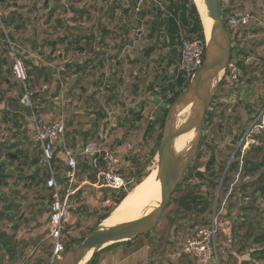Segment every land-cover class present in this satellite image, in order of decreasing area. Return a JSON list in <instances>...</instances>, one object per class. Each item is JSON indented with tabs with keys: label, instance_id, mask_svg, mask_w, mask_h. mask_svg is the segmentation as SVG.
<instances>
[{
	"label": "rangeland",
	"instance_id": "rangeland-1",
	"mask_svg": "<svg viewBox=\"0 0 264 264\" xmlns=\"http://www.w3.org/2000/svg\"><path fill=\"white\" fill-rule=\"evenodd\" d=\"M225 5H233V10L248 9L260 13L264 0H224V8ZM198 8L200 10V4ZM4 27L5 29L0 25V55L9 57L10 40L21 47L18 55L23 59L22 39L15 38L10 29L6 25ZM183 36V39L188 38L186 31ZM232 46L245 53L238 58L246 68L244 79L238 86L226 83L216 88L209 109L215 113V118L211 123L204 124L203 139L197 155L172 196L159 225L148 234L138 237L131 245L122 244L99 252L95 264H197L183 250L188 241L202 238L204 235L201 233L204 231H212L214 235L210 264H264L250 260L248 249L243 250L247 225L250 221L256 225L263 223L264 202L259 195H252L254 178L244 177L241 169L246 159L256 161L253 157L256 147H264V30L242 31L238 41H234ZM163 75L158 71L152 87L149 89L146 86L141 93L150 92L146 98L148 100H144L146 107L150 109L148 114L138 119L141 120L138 129L140 133L127 143L131 148L122 156L121 171L126 177L130 176L135 161L146 160L156 146L161 130L157 127L149 136H145V131L169 107L167 98L162 97L161 91H154V84L161 83ZM11 76L12 71L10 78ZM3 89L8 91V95L0 102V173L2 169L8 170L11 176L4 184L0 183V212L16 215L12 221H0V229L9 235H15L22 247H18L19 255L14 260L0 251V256L3 257L0 264H52V256L49 255L54 245L50 237V199L43 183L47 169L40 145L35 139L33 116L25 110L27 106L22 103L25 89L21 84L12 81V86L7 87L5 84ZM27 89L31 93L29 83ZM150 96L162 100L160 105L152 102ZM18 100H21L20 104H17ZM17 105L20 107L18 112L22 123V127L18 129L12 122L3 123V112L11 108L17 109ZM191 111L192 105L179 111L178 128L188 120ZM150 117H155V120L151 121ZM65 126L67 130L70 125L65 122ZM193 138L194 135L186 149ZM81 142L82 140L77 141L75 145ZM12 144H17V149L10 150ZM17 150L23 154H18ZM237 162L239 169H233ZM158 163L159 149L156 157L147 163V174L154 170L158 173ZM198 172L204 176H197ZM32 175H37L42 180L40 185H37V179L36 182L27 180ZM87 176L89 178V174ZM112 194L107 188L86 186L73 197L65 245L87 237L102 224L100 217L108 209L115 208L111 200ZM184 194L201 197L203 205L207 203L206 212L199 214L197 210L183 211L178 200ZM8 207H11L10 210ZM41 211L44 213L41 214ZM241 224H245L244 228H241ZM91 259L90 256L86 261ZM58 261L53 264H58Z\"/></svg>",
	"mask_w": 264,
	"mask_h": 264
},
{
	"label": "crops",
	"instance_id": "crops-1",
	"mask_svg": "<svg viewBox=\"0 0 264 264\" xmlns=\"http://www.w3.org/2000/svg\"><path fill=\"white\" fill-rule=\"evenodd\" d=\"M173 1L147 5L140 14L135 13L133 0L0 1L3 23L23 41L34 95L33 121L35 117L70 125L56 145L59 178L64 179L66 150L79 149L88 140H106L122 158L130 148L127 143L138 137V119L150 109L145 104L150 92L143 95V89L152 87L158 71L171 76L179 60V45L162 47L169 43L170 33L161 23L171 16ZM184 32L182 28L181 39ZM174 48L177 58L171 55ZM1 59L6 62L0 71L10 87L15 81L10 78L11 63L7 55ZM170 59L175 62L169 68ZM154 86L157 92L159 85ZM150 100L158 105L162 101L155 96ZM79 166L81 175L93 173L87 164Z\"/></svg>",
	"mask_w": 264,
	"mask_h": 264
},
{
	"label": "built area",
	"instance_id": "built-area-1",
	"mask_svg": "<svg viewBox=\"0 0 264 264\" xmlns=\"http://www.w3.org/2000/svg\"><path fill=\"white\" fill-rule=\"evenodd\" d=\"M133 1L134 11L137 14H140L147 5L161 3V0ZM224 21L233 37H239L242 31L246 30H264V6L260 13L248 9H232L224 13ZM0 25L5 29L1 13ZM8 45L10 47L9 60L12 76L25 89L22 103L32 109V93H29L27 89L28 69L24 60L18 55L20 46L10 40ZM205 45L204 41L197 38L182 40L176 69L186 84L190 83L204 63ZM243 79L244 71L236 62L231 61L223 82L231 86H238ZM150 120L154 121L155 119L150 117ZM34 126L35 139L40 145L43 163L49 173V177L45 181V188L50 199L49 224L50 237L54 244L53 264L56 260L61 259L65 253L64 238L67 233V220L73 197L86 186H92L96 189L121 190L127 189L133 180L123 175L121 171L122 158L116 150L107 145L106 140H94L84 144L79 149L66 150L64 152V179L59 178V172L56 170L58 157L56 145L64 136L65 125L62 121L42 122L34 117ZM80 161L87 164L92 172H95L98 178L97 183H92L87 175H81ZM201 235L204 236L188 241L183 252L186 256L194 259L197 264H210L213 258L211 246H214L212 242L214 235L212 231H204Z\"/></svg>",
	"mask_w": 264,
	"mask_h": 264
},
{
	"label": "water",
	"instance_id": "water-1",
	"mask_svg": "<svg viewBox=\"0 0 264 264\" xmlns=\"http://www.w3.org/2000/svg\"><path fill=\"white\" fill-rule=\"evenodd\" d=\"M204 2L207 17L210 20L207 34L199 13L205 31V60L185 91L168 107L159 144L157 173V179L161 185V202L159 206L145 217L132 222L109 228H105L101 224L83 242L65 251L58 264H86L89 262L86 261L87 258L89 260L90 256L93 257L106 247L136 240L138 237L153 231L159 225L172 196L178 190L188 168L197 155L203 139L205 120L215 90L223 83L228 66L232 61V35L224 21V0H204ZM155 50L156 48H151V51ZM171 55L177 58L178 48H174ZM188 105H192L191 115L178 128L179 111ZM190 133L194 134V138L188 149L182 152L181 157L174 156L175 141L179 137Z\"/></svg>",
	"mask_w": 264,
	"mask_h": 264
},
{
	"label": "trees",
	"instance_id": "trees-1",
	"mask_svg": "<svg viewBox=\"0 0 264 264\" xmlns=\"http://www.w3.org/2000/svg\"><path fill=\"white\" fill-rule=\"evenodd\" d=\"M229 7L230 6L228 7L225 6L224 13H227L230 10H232ZM169 12L171 16L169 15V18H167L164 22L161 23V27H166V32L170 33V41L169 43H164L162 47L165 48L167 46H177V45L180 46L183 40L180 37V32L182 28L185 29L188 38H197L199 40L205 41V31L201 17L198 12V4L196 0H175L171 2V5L169 7ZM178 21L180 22V25L178 24ZM154 25H156L157 27V23H155ZM157 41H159V39ZM234 41L235 42L238 41V36L233 37L232 44H234ZM158 43H160V41ZM241 54H245L243 50L240 51L238 47L235 46L232 47V61H234L237 57L239 58ZM5 62H6L5 59H1L0 67L3 64H5ZM174 62L175 61L173 59H170L168 62V67L170 68L171 66H173ZM238 65L242 68L243 71L246 70L242 62H239ZM28 76H31V73L28 72ZM7 80L8 77L4 76L0 71V102L5 100L8 93V91H5L3 89V86L6 84ZM225 84L226 83L223 82L221 85H225ZM158 85H159L158 91H161L162 97L167 98L166 100L167 105L170 106L185 91V89L188 87L189 84H186L182 76L178 74L176 80L170 83H163V84L158 83ZM33 96L34 95H32L31 98L32 109L28 107L27 109H25L29 114L35 113ZM20 103L21 100H18L17 104ZM11 110L12 111L5 110L3 112V123L9 124L10 122H12L14 127L18 129L22 127L21 116L19 115L18 112L20 111V107L17 105V109L11 108ZM167 111L168 109H164L161 117H159L156 121L151 123L150 126L145 131V136H149L156 131L157 127L161 130L156 142V146L155 148H153L148 158L146 160H143L142 162L136 160L135 164L132 166L131 173L130 176H128V178L133 180V182L128 186L127 189L111 190L113 192L111 200H113L114 203V207H115L114 210L133 191V189L143 181L146 175H148L146 172L147 163L151 161L153 158H155L158 153V149H159L158 143H160L162 138ZM214 118H215V113H213V111L210 110L207 114L205 124L211 123ZM259 139H262V137H259ZM17 147H18L17 144H12L9 149L13 150V149H17ZM16 152L18 154H23V152L20 150H17ZM254 153L255 154L253 157L254 159H256V161L251 159H246L241 169L244 177L251 176L252 178H254L253 186L255 188L252 195L253 196L259 195L261 197V200L264 202V147H256L254 149ZM233 169H239L238 162L235 163V165H233ZM94 173L95 172L89 174V179L93 183L97 181L96 174ZM197 176L203 177L204 175L203 173L198 172ZM46 177L47 178L49 177V173H47ZM8 178H10L9 171L8 170L5 171L2 169L0 173V183L4 184ZM36 179L38 180L37 185L38 184L40 185L42 180L38 179L37 175H32L27 180H30L31 182H36ZM201 199H202L201 197H193L190 196V194H184L178 200V203L180 208L185 212H191L197 210L199 214H202L207 210V203L203 205ZM10 208L11 207H8L7 209L10 210ZM114 210L111 208L108 209L107 213H105L100 217L101 222L103 221L104 223L107 220V218L114 212ZM40 213L43 214L44 211H41ZM15 215L16 214L6 215L5 212H0V221H3L5 219H10L12 221ZM244 225L245 224H241V228H244L243 227ZM15 229H17V227ZM85 238L86 237H83L80 240L77 241L73 240L71 243H68L67 245H65V251H68L73 247L77 246L78 244L83 242ZM243 240L246 241V245L245 247L243 246V250L248 249V255L250 260L264 263V220L263 223L261 224L258 223V225L254 224L253 221H250V223L247 225L245 229V235ZM134 241L135 240L113 244L111 246L106 247L102 251L120 246L122 244L131 245L132 242ZM19 244L20 243L16 240L15 235H9L6 232L1 231L0 229V251L1 253L2 252L6 253L10 260H14L16 259V257H18L19 255L18 247H22ZM50 251L51 252L49 255L52 256L53 248ZM97 257H98V253H96L92 257V259L88 262V264H95L97 261ZM0 260H3V257L0 256Z\"/></svg>",
	"mask_w": 264,
	"mask_h": 264
},
{
	"label": "bare ground",
	"instance_id": "bare-ground-1",
	"mask_svg": "<svg viewBox=\"0 0 264 264\" xmlns=\"http://www.w3.org/2000/svg\"><path fill=\"white\" fill-rule=\"evenodd\" d=\"M200 15L208 34L210 20L207 17V9L204 0H198ZM198 1L197 4H198ZM198 4V7H199ZM193 133L179 137L174 143L173 154L181 157L187 148ZM161 202V185L157 179V171L150 172L143 181L121 202L114 212L104 222L103 227L109 228L120 224L132 222L150 214Z\"/></svg>",
	"mask_w": 264,
	"mask_h": 264
},
{
	"label": "flooded vegetation",
	"instance_id": "flooded-vegetation-1",
	"mask_svg": "<svg viewBox=\"0 0 264 264\" xmlns=\"http://www.w3.org/2000/svg\"><path fill=\"white\" fill-rule=\"evenodd\" d=\"M234 62H236L237 63V65H238V63L239 62H241V61H238V57L234 60ZM177 66V65H176ZM239 66V65H238ZM240 67V66H239ZM174 72H172V74H171V76H170V74H169V72H165L164 73V75H163V77H162V79L160 80V81H162V80H164L165 82L164 83H170V82H172V81H174V80H176V77L178 76V71H177V69H175V70H173ZM176 73H177V75H176ZM170 79V80H169Z\"/></svg>",
	"mask_w": 264,
	"mask_h": 264
}]
</instances>
